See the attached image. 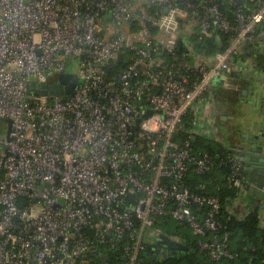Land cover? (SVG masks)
Here are the masks:
<instances>
[{"label":"built area","instance_id":"obj_1","mask_svg":"<svg viewBox=\"0 0 264 264\" xmlns=\"http://www.w3.org/2000/svg\"><path fill=\"white\" fill-rule=\"evenodd\" d=\"M218 32L233 37L225 51L195 53ZM263 36L264 0H0V264H142L167 220L210 262L233 258L221 200L187 181L226 167L239 192L254 185L241 157L197 149L186 124ZM72 62L73 95L29 94Z\"/></svg>","mask_w":264,"mask_h":264},{"label":"trees","instance_id":"obj_2","mask_svg":"<svg viewBox=\"0 0 264 264\" xmlns=\"http://www.w3.org/2000/svg\"><path fill=\"white\" fill-rule=\"evenodd\" d=\"M232 38L231 34L218 32L213 38L207 39L202 43L198 42L195 47V53L203 59L212 58L215 54L225 51L231 45ZM186 128L190 129L188 123ZM195 147L213 156L227 157L236 155L232 149L227 150L222 145L208 144L199 138H197ZM228 173V168L221 167L207 175L197 176L192 174L187 181V188L192 193L202 196H215L221 200V218L227 228L226 232L229 234L228 243L233 258L210 262L206 254L200 251L195 238L165 227L162 229V237L167 236L171 239H177L186 245L189 250L178 252L174 255L171 250L166 249L162 239L157 245H148L141 252L140 260L142 264H264V225L260 217V210L255 207L242 218L238 216L230 218L229 209L244 196L243 193L233 188L224 179ZM196 210L197 212L199 211V209ZM169 222L170 220H167L161 225L167 226ZM163 249L165 250L164 253H162ZM102 263L103 258H97L95 261V264ZM110 264H115V262L112 261Z\"/></svg>","mask_w":264,"mask_h":264},{"label":"crops","instance_id":"obj_3","mask_svg":"<svg viewBox=\"0 0 264 264\" xmlns=\"http://www.w3.org/2000/svg\"><path fill=\"white\" fill-rule=\"evenodd\" d=\"M240 54L246 66L233 71L227 82L215 81L210 99L197 103L187 118L200 140L227 150L250 132V123H264V97L257 96V84L264 76V36L258 42L242 45ZM253 188L244 191V197L232 207L236 216L242 218L251 209L264 207L262 189L260 193L249 191Z\"/></svg>","mask_w":264,"mask_h":264},{"label":"water","instance_id":"obj_4","mask_svg":"<svg viewBox=\"0 0 264 264\" xmlns=\"http://www.w3.org/2000/svg\"><path fill=\"white\" fill-rule=\"evenodd\" d=\"M183 41H179V46H182ZM123 54L120 55V60L123 59ZM257 84V96L264 97V76L259 79ZM79 85V76L76 74H64L60 76V80L54 83L49 80V85L40 86L39 84L29 85V94H40L43 96L55 97L71 96L75 93ZM153 112H148L147 117H150ZM140 124V121L138 122ZM139 128V126H138ZM247 134H243L241 140L232 145V151L242 158L243 165L249 181L254 184V188L249 190L254 193H260L264 188V123H250ZM11 132V123L9 125L8 140ZM163 242L166 249L172 251L175 255L178 252L188 251L189 248L180 241H176L167 236H163ZM165 250H162L164 253Z\"/></svg>","mask_w":264,"mask_h":264},{"label":"rangeland","instance_id":"obj_5","mask_svg":"<svg viewBox=\"0 0 264 264\" xmlns=\"http://www.w3.org/2000/svg\"><path fill=\"white\" fill-rule=\"evenodd\" d=\"M67 72L70 74H77L78 73V67H77L76 62L71 63ZM10 123H11L10 120L0 119V140L1 141L7 140ZM165 227H166V229L177 230V231H179V233H182L184 235L187 234V235H190L192 238H195L192 230L189 227H187L181 223H178L176 221L170 220V222L167 226L166 225L165 226L159 225L157 227V231L159 233H162V229Z\"/></svg>","mask_w":264,"mask_h":264}]
</instances>
